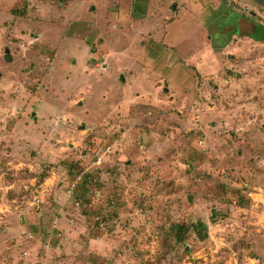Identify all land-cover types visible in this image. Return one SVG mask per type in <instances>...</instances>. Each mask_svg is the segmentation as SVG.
I'll list each match as a JSON object with an SVG mask.
<instances>
[{
	"label": "rangeland",
	"instance_id": "1",
	"mask_svg": "<svg viewBox=\"0 0 264 264\" xmlns=\"http://www.w3.org/2000/svg\"><path fill=\"white\" fill-rule=\"evenodd\" d=\"M0 247L264 264V0H0Z\"/></svg>",
	"mask_w": 264,
	"mask_h": 264
},
{
	"label": "trees",
	"instance_id": "2",
	"mask_svg": "<svg viewBox=\"0 0 264 264\" xmlns=\"http://www.w3.org/2000/svg\"><path fill=\"white\" fill-rule=\"evenodd\" d=\"M26 10H27V6L26 4H23L22 7H18L16 6L12 13L14 15L17 16H26ZM261 39V38H258ZM75 165L73 167L68 168L69 170V174H71L72 172L74 173L73 177L78 178L80 176L81 178V182L79 183L80 185H78V187L82 188L87 186V184H91L92 183V179H90L91 174L87 171H85L84 165L82 164L81 160H77L75 161ZM93 186H100V184L97 182L92 184ZM145 185V183H144ZM145 186L143 187V191H140L137 195H140L142 197V200H145L144 197H146V190H145ZM116 196H114L115 198ZM113 200H109L108 204H111ZM117 205V204H116ZM102 215V213H100ZM107 216V217H106ZM214 216V215H213ZM104 219L108 220L111 218V215H103ZM102 220V217H100L96 222L97 224H99ZM169 231L170 233L175 236V238L177 239V241L182 242L185 239L189 238L190 235H188V233L190 231H192V233L196 234L197 237L200 240H204L208 237V226L205 223V221L203 219H197L195 222H187L186 220H178V221H173L170 225H169Z\"/></svg>",
	"mask_w": 264,
	"mask_h": 264
},
{
	"label": "crops",
	"instance_id": "3",
	"mask_svg": "<svg viewBox=\"0 0 264 264\" xmlns=\"http://www.w3.org/2000/svg\"><path fill=\"white\" fill-rule=\"evenodd\" d=\"M175 7H176V6H175ZM252 37H253V36H252ZM9 249H12V247H9L7 250H9ZM7 250L4 251V250L2 249V247H0V252H1V253H0V260H1V259H4V258H6V257H8V256H7L8 254L6 253ZM8 259H9V258H7L6 260H8ZM0 262H1V261H0Z\"/></svg>",
	"mask_w": 264,
	"mask_h": 264
},
{
	"label": "water",
	"instance_id": "4",
	"mask_svg": "<svg viewBox=\"0 0 264 264\" xmlns=\"http://www.w3.org/2000/svg\"><path fill=\"white\" fill-rule=\"evenodd\" d=\"M251 34V33H250ZM7 52H9V50H7ZM6 59H10L11 60V56L9 54L6 55Z\"/></svg>",
	"mask_w": 264,
	"mask_h": 264
},
{
	"label": "flooded vegetation",
	"instance_id": "5",
	"mask_svg": "<svg viewBox=\"0 0 264 264\" xmlns=\"http://www.w3.org/2000/svg\"><path fill=\"white\" fill-rule=\"evenodd\" d=\"M239 15H242V14L239 13L238 16H239ZM243 17H244V16L242 15V18H243ZM257 38H259V37H257Z\"/></svg>",
	"mask_w": 264,
	"mask_h": 264
}]
</instances>
